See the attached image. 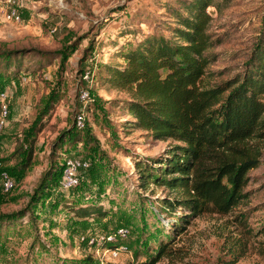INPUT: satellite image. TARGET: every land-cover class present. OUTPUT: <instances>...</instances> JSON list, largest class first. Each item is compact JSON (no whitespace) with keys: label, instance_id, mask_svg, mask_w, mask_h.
Wrapping results in <instances>:
<instances>
[{"label":"rangeland","instance_id":"374dc122","mask_svg":"<svg viewBox=\"0 0 264 264\" xmlns=\"http://www.w3.org/2000/svg\"><path fill=\"white\" fill-rule=\"evenodd\" d=\"M59 1L20 0L22 18L14 22L5 19L6 6L0 0V6L4 4L0 7V51H16L8 61L0 57L1 63L15 67L10 73L12 81L3 82L13 93L9 125L0 131V148L2 165L17 180L12 190H0V215L18 212L10 218L0 217V264H75L90 253L81 235L120 225L130 229L121 241L127 249L108 264L138 263L157 254L162 244L165 251L155 264H264V140H250L260 149L259 163L247 170L245 195L229 210L180 217L191 210L177 204L165 212L162 205L167 199L184 197V189L152 177L143 182L136 163H147L158 175H177L165 174L156 165L181 142L136 127L127 112L131 93L104 81L105 65H124L121 53L147 36L162 33L176 40L178 33L173 29L176 12L184 9L182 0ZM211 1L206 27L211 40L206 50L209 61L201 79L207 87L243 69L264 16V0ZM65 47L69 55L61 63L59 49ZM88 66L94 69V79L89 82L92 94L85 106L81 141L64 153L87 157L91 168L81 171L79 182L68 190L59 187L60 176L57 195L45 193L31 202L35 186L50 165L52 142L73 124L82 106L79 91L88 83L82 77ZM53 91L57 99L42 115L32 160L20 172L26 139ZM261 97L264 101V94ZM88 193L92 197L87 199ZM91 201L102 205L106 215L75 217L74 207Z\"/></svg>","mask_w":264,"mask_h":264},{"label":"trees","instance_id":"16d2710c","mask_svg":"<svg viewBox=\"0 0 264 264\" xmlns=\"http://www.w3.org/2000/svg\"><path fill=\"white\" fill-rule=\"evenodd\" d=\"M211 2L182 0L184 9L183 12H176L177 26L173 29L178 33L176 40L162 33L149 35L121 53L125 58L124 65H105L107 74L104 81L111 87L131 93V99L127 100V112L133 115V124L150 130L159 138L172 137L181 142L173 145L164 158L157 160L156 165L161 166L165 174L175 172L177 175H158L149 169L147 163L144 166L136 163L143 182L145 178L152 177L154 181H162L169 187L184 189V197L167 199L162 205L163 211H171L177 204L191 210L180 217L206 210L226 211L237 204L245 195L242 188L247 170L259 163L260 149L253 147L250 140H264V101L261 97L264 94V16L243 69L222 83L203 86L201 79L209 61L206 50L211 45L206 32L210 19L207 6L213 4ZM0 53V57H6L8 61L16 51ZM59 55L63 63L69 55L66 47L59 49ZM0 64L3 67L0 70V87H3L6 80L12 81L10 73L15 67L11 68L12 65L3 61ZM86 70L92 73L94 79V69L88 66L82 74ZM82 87H87L91 92V84ZM56 99V92L53 91L48 103L35 118L26 139L25 157L18 167L20 172L32 160L34 138L43 123V114ZM85 119L86 114L84 123ZM82 127L76 126L74 118L71 126L56 135L49 152L50 165L35 186L31 202H37L45 193L57 195L59 190L56 184L62 174V164L58 158L69 146L81 141ZM2 168L7 170L4 166ZM90 168L91 163L85 170ZM10 175L17 184L15 176ZM90 196L91 193H88L87 199ZM56 200H53L54 203ZM22 212L19 211V214ZM73 212L78 219L99 218L107 213L95 201L79 202ZM14 214L18 212L1 214L0 217L10 218ZM182 220L187 222V219ZM164 251L165 244H162L157 254L138 263L126 264H155ZM75 264L103 263L88 254Z\"/></svg>","mask_w":264,"mask_h":264},{"label":"built area","instance_id":"2783aa9c","mask_svg":"<svg viewBox=\"0 0 264 264\" xmlns=\"http://www.w3.org/2000/svg\"><path fill=\"white\" fill-rule=\"evenodd\" d=\"M20 0H3L6 9L4 17L7 21L19 22L21 21V13L19 11ZM62 3V0L59 1ZM82 77L89 83L92 82V73L89 70L84 71ZM21 81L25 82L27 77H20ZM8 86L0 87V131L5 127L9 119V92ZM79 97L83 101V106L75 115V124L77 127H82L85 118V105L91 99L90 91L87 87H81ZM61 161L62 174L59 180V187L63 190H68L79 182L80 172L87 169L90 165L88 158L81 156H73L64 154ZM2 150L0 148V190L8 192L16 186V182L12 175L2 168ZM130 234V229L125 225H120L111 231L99 232L95 235L87 236L81 235L80 239L85 241L89 253L95 260L103 264L117 261L127 245L122 243Z\"/></svg>","mask_w":264,"mask_h":264},{"label":"crops","instance_id":"0c3cea01","mask_svg":"<svg viewBox=\"0 0 264 264\" xmlns=\"http://www.w3.org/2000/svg\"><path fill=\"white\" fill-rule=\"evenodd\" d=\"M3 6H4V4H2ZM3 6H0V7H3ZM7 89H8V92H9V95H10V97H11V95H12V87L9 85L8 87H7ZM9 125V119H8V121H7V123H6V126H8Z\"/></svg>","mask_w":264,"mask_h":264}]
</instances>
